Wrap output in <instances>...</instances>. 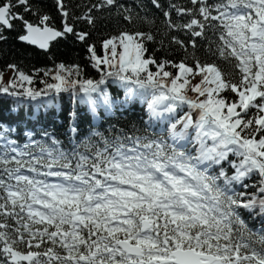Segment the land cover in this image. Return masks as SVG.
<instances>
[{"label": "snow or ice", "instance_id": "obj_1", "mask_svg": "<svg viewBox=\"0 0 264 264\" xmlns=\"http://www.w3.org/2000/svg\"><path fill=\"white\" fill-rule=\"evenodd\" d=\"M189 2L150 0L161 32L142 0L143 16L102 0L83 17L56 0L59 26L36 0H0L4 43L9 32L43 50L69 34L88 43L76 21L95 26L97 8L133 25L102 54L88 44L99 78L61 63L36 70L38 88L17 64L10 80L0 72V111L35 109L0 120V264H264V0ZM137 102L146 120L104 127Z\"/></svg>", "mask_w": 264, "mask_h": 264}, {"label": "trees", "instance_id": "obj_2", "mask_svg": "<svg viewBox=\"0 0 264 264\" xmlns=\"http://www.w3.org/2000/svg\"><path fill=\"white\" fill-rule=\"evenodd\" d=\"M41 8L53 17L54 23L59 26L62 23V17L56 7V0H36ZM102 0H65V3L73 17H83L87 13L88 8L93 4L99 5ZM141 0H119V3L123 4L125 7H130L134 12H139L141 16L146 13L141 11L137 4ZM143 4L149 9V15H155L156 17V28L161 32L165 30V25L163 20L165 19L160 11L154 8L150 0H142ZM168 2V0H166ZM172 2V0H171ZM189 0H184L183 3H187ZM122 12V9H121ZM96 17L95 26L90 25L86 20L80 19L76 21V31H88L91 35V39L88 43L77 40L74 36L69 34L67 39H59V42H55L51 45L48 52H43L35 47L28 44H24L18 39H16L15 32L6 33L10 38L7 43L0 42V72L4 73L6 80L13 78V71L7 66L9 64H17L20 69L28 74L34 76L33 86L43 87L40 83L41 79H45L43 73L39 75L36 74L37 69L52 70L55 72L57 65L63 63L66 66H71L78 64L85 76L92 78H99L97 70L92 66V62L89 59L90 53L88 52V44L95 43L98 49V54H102V41L110 35H115L121 30H132L133 25L128 24L123 20L122 15L117 14V10L114 7H105L104 9H94L92 13ZM175 15V12H173ZM135 27H146L140 25L139 22ZM174 35H178L181 39L188 41L186 38L180 36L179 33L174 32ZM160 38L159 36L157 37ZM215 39V37H213ZM155 47L159 48L157 44ZM165 47L168 50V58L175 61H179L183 58V53L175 45L169 47L167 39L165 40ZM191 51V49H189ZM158 56L164 58V52L161 50L157 53ZM197 55L202 56L203 53L198 52ZM226 70H228L227 65H222ZM153 70H155L153 66ZM170 71H176L170 66L168 68ZM112 90V89H110ZM119 94L122 98L123 90H119ZM65 101H67V95L65 94ZM6 107V106H5ZM142 108H146V105H141L139 102L129 106L125 111H117L114 116H105L104 127H107V123L118 124L120 127H125L131 123L140 124L141 118L139 115L135 116L133 113L140 111ZM86 111V109H81ZM35 109L31 106H20L19 116L9 115L5 111H0V120L3 121H14L16 119L25 118L26 116H31ZM63 115L59 116L60 120H63ZM39 123L43 124L45 127L53 124L52 116L49 112H45L43 109L39 111L36 116ZM89 119L91 117L89 116ZM31 123V122H30ZM58 126V124H57Z\"/></svg>", "mask_w": 264, "mask_h": 264}, {"label": "rangeland", "instance_id": "obj_3", "mask_svg": "<svg viewBox=\"0 0 264 264\" xmlns=\"http://www.w3.org/2000/svg\"><path fill=\"white\" fill-rule=\"evenodd\" d=\"M54 73V72H53Z\"/></svg>", "mask_w": 264, "mask_h": 264}, {"label": "water", "instance_id": "obj_4", "mask_svg": "<svg viewBox=\"0 0 264 264\" xmlns=\"http://www.w3.org/2000/svg\"><path fill=\"white\" fill-rule=\"evenodd\" d=\"M27 43V42H26Z\"/></svg>", "mask_w": 264, "mask_h": 264}]
</instances>
